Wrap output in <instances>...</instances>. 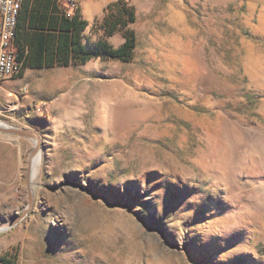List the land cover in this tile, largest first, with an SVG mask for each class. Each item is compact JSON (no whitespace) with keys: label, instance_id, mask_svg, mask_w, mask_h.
Here are the masks:
<instances>
[{"label":"rangeland","instance_id":"obj_1","mask_svg":"<svg viewBox=\"0 0 264 264\" xmlns=\"http://www.w3.org/2000/svg\"><path fill=\"white\" fill-rule=\"evenodd\" d=\"M118 1L65 5L129 61L0 84L42 152L33 177L37 140L0 131V264H264V0H121L106 36Z\"/></svg>","mask_w":264,"mask_h":264},{"label":"trees","instance_id":"obj_2","mask_svg":"<svg viewBox=\"0 0 264 264\" xmlns=\"http://www.w3.org/2000/svg\"><path fill=\"white\" fill-rule=\"evenodd\" d=\"M23 9L24 0L17 20L15 37L12 41L15 61L21 65L19 74H22L27 67L50 68L53 66H77L84 65L92 59L129 61L136 47L135 37L132 31L125 33V42L120 47L115 48L111 46L105 38L91 43V46L88 47L84 43L85 34L83 32L89 23L81 18V10L77 6L71 15L66 11H62L61 31L57 36L59 45L54 48L57 59L44 61L41 57L34 56L30 52L26 53L24 47L19 44V22ZM107 10L111 13L105 18L103 24L106 30V36H113L125 28L128 22H134V11L123 4L121 0L109 5ZM126 16L128 17V22H123Z\"/></svg>","mask_w":264,"mask_h":264},{"label":"crops","instance_id":"obj_3","mask_svg":"<svg viewBox=\"0 0 264 264\" xmlns=\"http://www.w3.org/2000/svg\"><path fill=\"white\" fill-rule=\"evenodd\" d=\"M66 0H24V9L19 22V44L26 53L41 57L44 61L57 59L56 48L59 45L58 35L61 31L62 11H67ZM83 20L88 21V26L83 32L90 29V21L81 14ZM85 43V40H84ZM50 68H25L24 72L31 70L55 69ZM10 81H5L7 84Z\"/></svg>","mask_w":264,"mask_h":264},{"label":"built area","instance_id":"obj_4","mask_svg":"<svg viewBox=\"0 0 264 264\" xmlns=\"http://www.w3.org/2000/svg\"><path fill=\"white\" fill-rule=\"evenodd\" d=\"M21 7L22 3H18V0L0 2V84L12 79L21 71V65L15 61V53L12 50L16 29H11V22L18 20ZM75 7L73 6L74 9ZM73 11L66 12L71 15Z\"/></svg>","mask_w":264,"mask_h":264},{"label":"bare ground","instance_id":"obj_5","mask_svg":"<svg viewBox=\"0 0 264 264\" xmlns=\"http://www.w3.org/2000/svg\"><path fill=\"white\" fill-rule=\"evenodd\" d=\"M0 2H1V0H0ZM18 3H23V0H18ZM261 21L264 22V12H263V15L261 16ZM16 27H17V21H12L11 22V29H16ZM0 127L1 128H9V126L3 122H0ZM36 143L38 145V142H36ZM38 147H39V145H38ZM41 161H42V152H41V150H38V152L36 153V155L34 156V158L32 159V162H31V167L34 165L33 177L34 176L36 177L37 172H38V167H39ZM250 175L255 176V177L262 175L260 173L257 165H254L252 171L250 172ZM31 203H32V199L30 198L29 206H31ZM1 229H3V228H0V231H1Z\"/></svg>","mask_w":264,"mask_h":264},{"label":"water","instance_id":"obj_6","mask_svg":"<svg viewBox=\"0 0 264 264\" xmlns=\"http://www.w3.org/2000/svg\"><path fill=\"white\" fill-rule=\"evenodd\" d=\"M0 131L2 132H5V133H10V134H16V135H19V136H26V137H30V138H34L37 140L38 142V145L40 146L39 144V137L36 133L34 132H31V131H27V130H22V129H15V128H1L0 127ZM36 147L35 150L32 151L31 153V156H30V159H31V162H32V159L34 158V156L36 155V153L38 152L39 150V147ZM17 223V220H13L12 222L4 225V226H0V228H10L12 226H14L15 224Z\"/></svg>","mask_w":264,"mask_h":264}]
</instances>
